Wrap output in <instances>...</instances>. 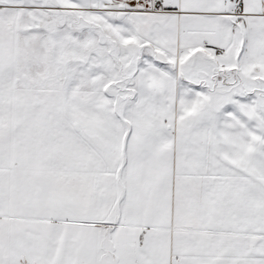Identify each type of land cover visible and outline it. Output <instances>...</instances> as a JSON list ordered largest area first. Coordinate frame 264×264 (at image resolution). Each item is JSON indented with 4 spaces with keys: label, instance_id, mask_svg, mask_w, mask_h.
<instances>
[{
    "label": "snow or ice",
    "instance_id": "obj_1",
    "mask_svg": "<svg viewBox=\"0 0 264 264\" xmlns=\"http://www.w3.org/2000/svg\"><path fill=\"white\" fill-rule=\"evenodd\" d=\"M0 264H264V0H0Z\"/></svg>",
    "mask_w": 264,
    "mask_h": 264
}]
</instances>
